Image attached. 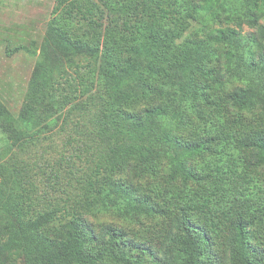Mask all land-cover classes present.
Masks as SVG:
<instances>
[{"label":"trees","instance_id":"trees-1","mask_svg":"<svg viewBox=\"0 0 264 264\" xmlns=\"http://www.w3.org/2000/svg\"><path fill=\"white\" fill-rule=\"evenodd\" d=\"M237 2L224 13L238 28L195 38L188 30L220 17L219 0H55L30 80L35 100L17 116L0 102V132L36 141L59 125L52 187L66 197L33 210L0 184V264H264L250 216L237 211L217 229L220 188L264 168V130L232 140L210 130L223 108L264 112V0ZM190 181L212 188L195 192ZM105 213L150 214L156 231L98 222Z\"/></svg>","mask_w":264,"mask_h":264},{"label":"rangeland","instance_id":"rangeland-1","mask_svg":"<svg viewBox=\"0 0 264 264\" xmlns=\"http://www.w3.org/2000/svg\"><path fill=\"white\" fill-rule=\"evenodd\" d=\"M192 1L203 2V0ZM54 4L55 0H0V102L7 105L16 116L26 102L35 100L30 80L39 59V45L44 39L49 24L54 22ZM237 5V0H219L216 8L219 13L215 14H220V17L207 18L204 24L193 23L187 36L200 38L208 29L216 27L238 28L235 14L224 13L225 11L234 12ZM229 8L231 10H228ZM258 22L262 23L264 19H258ZM242 28L244 32L255 30L245 21L242 22ZM80 61L84 62L82 58ZM240 84L242 82L234 81L226 85L222 92L229 91ZM222 92L217 95H222ZM140 104L142 102L138 103ZM136 107L139 106L136 105ZM209 108L213 109L212 114L218 112L215 105H210ZM39 111L42 109L39 108ZM220 114L222 121L218 122L217 126L212 124L210 128L215 136L221 135V138L232 140V137H238L251 129L264 130V112L259 106H255L252 110H243L240 114L223 108ZM211 119L216 121L213 116ZM198 122L202 123L201 120ZM59 127V125L52 126L50 129L51 125L43 126L36 141L21 137L15 143L3 137L0 132V184L13 202H17V205L24 208L32 207L33 210H46L51 205L61 202L60 198L66 197L63 189L59 191L58 185L52 187L51 165L62 152L63 136L59 131L56 133ZM194 132L200 134L204 131L199 126L192 131ZM244 174V177L220 188L224 194L223 197L217 193V199L223 202L222 208L217 213L220 219L217 229L223 234L227 224L239 211L244 216L252 218L255 223L252 230L257 233L254 242L262 245L264 244V214L259 208L264 201V168L254 170L251 167ZM246 175L253 181L248 182ZM188 187L190 190L201 193L207 188H212L205 181L201 184L190 181ZM67 189H72L70 184L64 190ZM96 220L123 226L130 229L131 233L153 237L158 219L150 214L133 217L105 213L98 215ZM258 231L263 232L259 235ZM101 264L115 263L105 260Z\"/></svg>","mask_w":264,"mask_h":264}]
</instances>
